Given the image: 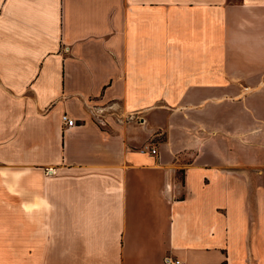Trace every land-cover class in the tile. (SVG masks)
Here are the masks:
<instances>
[{
    "label": "crops",
    "instance_id": "obj_1",
    "mask_svg": "<svg viewBox=\"0 0 264 264\" xmlns=\"http://www.w3.org/2000/svg\"><path fill=\"white\" fill-rule=\"evenodd\" d=\"M262 77L264 0H0V264H264Z\"/></svg>",
    "mask_w": 264,
    "mask_h": 264
},
{
    "label": "built area",
    "instance_id": "obj_2",
    "mask_svg": "<svg viewBox=\"0 0 264 264\" xmlns=\"http://www.w3.org/2000/svg\"><path fill=\"white\" fill-rule=\"evenodd\" d=\"M62 123L66 128H71L77 125V121L73 118H70L67 114H64L62 116ZM149 149V152L152 155H156L157 154V150L155 147H153L152 145H147L145 147L142 148V151L144 149ZM164 263L165 264H184L178 257L172 255V254H168L165 256L164 258Z\"/></svg>",
    "mask_w": 264,
    "mask_h": 264
},
{
    "label": "rangeland",
    "instance_id": "obj_3",
    "mask_svg": "<svg viewBox=\"0 0 264 264\" xmlns=\"http://www.w3.org/2000/svg\"><path fill=\"white\" fill-rule=\"evenodd\" d=\"M264 80V77H262V81ZM258 84V82H256Z\"/></svg>",
    "mask_w": 264,
    "mask_h": 264
}]
</instances>
